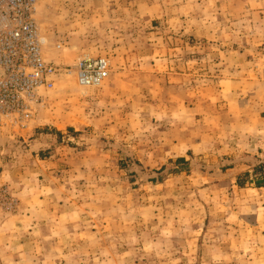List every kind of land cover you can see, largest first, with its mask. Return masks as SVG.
Listing matches in <instances>:
<instances>
[{"label":"rangeland","instance_id":"rangeland-1","mask_svg":"<svg viewBox=\"0 0 264 264\" xmlns=\"http://www.w3.org/2000/svg\"><path fill=\"white\" fill-rule=\"evenodd\" d=\"M36 20L57 75L0 128V264H264V221L209 191L264 160L173 151L215 64H264V0H40ZM83 54L109 61L100 86L69 72ZM183 59L186 93L166 79Z\"/></svg>","mask_w":264,"mask_h":264},{"label":"crops","instance_id":"crops-1","mask_svg":"<svg viewBox=\"0 0 264 264\" xmlns=\"http://www.w3.org/2000/svg\"><path fill=\"white\" fill-rule=\"evenodd\" d=\"M225 60V63L215 64L219 71L213 76L218 79L217 87L204 90L199 94L195 106L189 108L191 114L187 116L194 115L195 118L190 123L195 126L194 138L188 139L184 132L186 129H181V138L173 149L174 152L175 148L178 149L177 157L188 159L189 153L206 156L214 152L218 155L216 159L220 157L221 160L237 159L243 155L250 159L264 160V64L261 66L255 57L238 61H231L226 57ZM185 61L192 63L183 59L177 67L180 72L175 70L172 73L174 68L168 67L169 75L166 77L169 83H177L172 89L184 93L188 92L186 84L192 75L189 73V69H192L186 66ZM194 65H198L196 57ZM168 106L169 112L178 108L180 115L186 109L182 104ZM226 154L229 156H225ZM236 167L238 166L222 173L230 178L220 180L209 191H223L227 194L228 204L233 202L264 221V187L253 184L240 187L236 184ZM68 205H71L70 202H65L63 208H68ZM62 228L60 226L61 230ZM262 232L264 240V229Z\"/></svg>","mask_w":264,"mask_h":264},{"label":"built area","instance_id":"built-area-1","mask_svg":"<svg viewBox=\"0 0 264 264\" xmlns=\"http://www.w3.org/2000/svg\"><path fill=\"white\" fill-rule=\"evenodd\" d=\"M39 1L0 0V128L28 126L43 103L42 92L54 86L57 68L44 59L46 40L36 20ZM69 72L80 87H97L109 77L110 63L83 54Z\"/></svg>","mask_w":264,"mask_h":264},{"label":"trees","instance_id":"trees-1","mask_svg":"<svg viewBox=\"0 0 264 264\" xmlns=\"http://www.w3.org/2000/svg\"><path fill=\"white\" fill-rule=\"evenodd\" d=\"M184 162V159H179L177 163ZM254 172L260 173L259 175L255 176L254 179L250 180V174L247 172L245 174H242L238 177L237 184L240 187H243L246 185L247 182L254 183L256 187H264V166H260L254 170Z\"/></svg>","mask_w":264,"mask_h":264}]
</instances>
